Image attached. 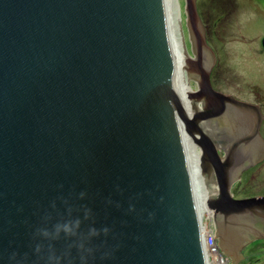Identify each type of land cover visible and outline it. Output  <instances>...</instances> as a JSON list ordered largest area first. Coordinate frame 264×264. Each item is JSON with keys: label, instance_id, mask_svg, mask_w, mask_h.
<instances>
[{"label": "water", "instance_id": "water-1", "mask_svg": "<svg viewBox=\"0 0 264 264\" xmlns=\"http://www.w3.org/2000/svg\"><path fill=\"white\" fill-rule=\"evenodd\" d=\"M184 13L189 115L172 88L164 0H0V264L12 253L43 264L36 229L75 218L109 230L88 264H205L183 134L220 215L226 188L202 127L223 96L196 0ZM227 205L264 221V198Z\"/></svg>", "mask_w": 264, "mask_h": 264}, {"label": "flooded vegetation", "instance_id": "flooded-vegetation-1", "mask_svg": "<svg viewBox=\"0 0 264 264\" xmlns=\"http://www.w3.org/2000/svg\"><path fill=\"white\" fill-rule=\"evenodd\" d=\"M252 2L256 10L264 12V4ZM259 37L255 43L257 58L248 55L243 65L248 75L246 67L251 64L250 74L255 75V80L252 84L234 87L225 74L224 89L216 91L223 96L220 116L202 127L217 156L215 174L226 188V196H222V213L217 216L212 213V226L216 234L222 231L225 235L221 242L218 235L216 237L229 264H264V256L262 260L255 256L258 253L264 255V221L227 210L229 200L264 198V35ZM212 71L213 68L210 79ZM226 72L224 69L223 73ZM209 189L213 191V187L209 186ZM209 197L215 195L210 192Z\"/></svg>", "mask_w": 264, "mask_h": 264}, {"label": "rangeland", "instance_id": "rangeland-1", "mask_svg": "<svg viewBox=\"0 0 264 264\" xmlns=\"http://www.w3.org/2000/svg\"><path fill=\"white\" fill-rule=\"evenodd\" d=\"M180 7L184 38L187 52L190 53V44L187 40L185 28L184 0H176ZM260 1L261 5L264 0ZM196 7L201 19L208 46L214 52L216 63L211 74V84L215 91L224 89L225 74L232 86L252 84L255 75L251 72L252 66L248 64L246 71L243 65L245 57L257 58L256 41L259 35H264V12L255 9L252 0H196ZM183 10V11H182ZM256 63V62H254ZM227 70L223 73V70ZM185 74L187 72L185 69ZM250 82V83H249ZM191 90L196 89L193 80H188ZM233 92V90H230ZM262 260L263 254H256Z\"/></svg>", "mask_w": 264, "mask_h": 264}, {"label": "clouds", "instance_id": "clouds-1", "mask_svg": "<svg viewBox=\"0 0 264 264\" xmlns=\"http://www.w3.org/2000/svg\"><path fill=\"white\" fill-rule=\"evenodd\" d=\"M108 231V228L98 230L95 227L82 231L79 218L65 220L50 229L38 227L34 233V239L38 241L34 246L35 255L43 264H72L75 250L80 264H88L98 251L94 241L101 235L106 236ZM60 241L64 242V247L57 249L55 245ZM9 259L18 264L16 253H12Z\"/></svg>", "mask_w": 264, "mask_h": 264}, {"label": "bare ground", "instance_id": "bare-ground-1", "mask_svg": "<svg viewBox=\"0 0 264 264\" xmlns=\"http://www.w3.org/2000/svg\"><path fill=\"white\" fill-rule=\"evenodd\" d=\"M164 6H165V17L167 23L169 44L171 48L172 61L174 64L173 76H172V82H173L172 88L181 104L182 109L189 115L191 114L192 111H191L190 102L187 99V94L191 92V89L188 84V80H189L188 76L185 74V71L183 70L186 68V63H185L186 57L184 54V50L182 48L183 38L180 29L182 28L184 33V28L181 21L182 18L180 14V7L177 4L176 0H164ZM206 126L208 127V125ZM183 141H184V147L186 150L192 178L196 184L195 185L197 190L196 208L199 217L201 219L204 217L210 218L211 213L207 210L205 205L206 200L209 197V193L204 188V185L202 184L201 181V177L199 175V169H198L199 152L196 149V147L193 146V144L185 134H183ZM203 230H204V226H203Z\"/></svg>", "mask_w": 264, "mask_h": 264}, {"label": "built area", "instance_id": "built-area-1", "mask_svg": "<svg viewBox=\"0 0 264 264\" xmlns=\"http://www.w3.org/2000/svg\"><path fill=\"white\" fill-rule=\"evenodd\" d=\"M204 241L207 264H227L226 259L220 253L217 245L215 244L214 237L210 232H206Z\"/></svg>", "mask_w": 264, "mask_h": 264}]
</instances>
